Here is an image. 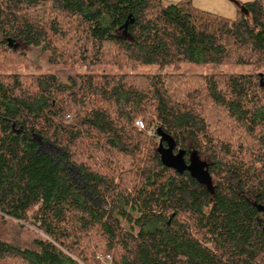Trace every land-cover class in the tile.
I'll return each mask as SVG.
<instances>
[{
  "label": "trees",
  "instance_id": "trees-1",
  "mask_svg": "<svg viewBox=\"0 0 264 264\" xmlns=\"http://www.w3.org/2000/svg\"><path fill=\"white\" fill-rule=\"evenodd\" d=\"M237 8L0 0V66H32L24 46L87 69L0 73V264H264V0ZM158 129L212 192L161 163Z\"/></svg>",
  "mask_w": 264,
  "mask_h": 264
},
{
  "label": "rangeland",
  "instance_id": "rangeland-1",
  "mask_svg": "<svg viewBox=\"0 0 264 264\" xmlns=\"http://www.w3.org/2000/svg\"><path fill=\"white\" fill-rule=\"evenodd\" d=\"M185 0H161L165 5H175ZM191 5L199 10L221 16L230 20H234L238 15V3H247L253 0H189ZM19 50L24 52L30 59L32 66L25 69L24 66H0V73H29V72H41L54 74L58 81L64 85H71V81L76 82L78 75L86 73L87 69L83 66L75 65H62V64H51L48 60V54L40 51L39 49L19 46ZM130 69L124 68L119 70L113 66H96L93 67L90 72L103 73V74H115L120 72L129 71ZM155 66H139L135 69L136 73H153L156 72ZM184 73L191 74H207V73H230V74H252L255 69L251 66H215V65H187L182 67ZM256 73H264V69L258 70ZM69 122V121H68ZM151 135V131L149 132ZM158 142V139H156ZM49 152L51 149L44 147ZM53 154V153H52ZM71 176L76 179V174L71 171ZM31 231L29 229L20 232L19 237L23 241L30 240L32 238Z\"/></svg>",
  "mask_w": 264,
  "mask_h": 264
},
{
  "label": "water",
  "instance_id": "water-1",
  "mask_svg": "<svg viewBox=\"0 0 264 264\" xmlns=\"http://www.w3.org/2000/svg\"><path fill=\"white\" fill-rule=\"evenodd\" d=\"M158 147L157 153L160 156L161 163L176 171L177 173L188 172L199 183L206 186L209 192H212V182L207 166L204 162L200 161L195 153H192L188 158V163L185 161V151L177 150L175 142L172 137L157 130ZM260 210H263L259 207Z\"/></svg>",
  "mask_w": 264,
  "mask_h": 264
},
{
  "label": "built area",
  "instance_id": "built-area-1",
  "mask_svg": "<svg viewBox=\"0 0 264 264\" xmlns=\"http://www.w3.org/2000/svg\"><path fill=\"white\" fill-rule=\"evenodd\" d=\"M67 119H68V117H67ZM134 125H135V127H137L140 130L144 129V126H143V123L141 122V120L135 121ZM98 259L99 260H104V258H102L101 256H99ZM105 260H109V257L106 256Z\"/></svg>",
  "mask_w": 264,
  "mask_h": 264
},
{
  "label": "flooded vegetation",
  "instance_id": "flooded-vegetation-1",
  "mask_svg": "<svg viewBox=\"0 0 264 264\" xmlns=\"http://www.w3.org/2000/svg\"><path fill=\"white\" fill-rule=\"evenodd\" d=\"M189 158V157H188ZM199 159V158H198ZM200 160V159H199ZM201 161V160H200Z\"/></svg>",
  "mask_w": 264,
  "mask_h": 264
}]
</instances>
